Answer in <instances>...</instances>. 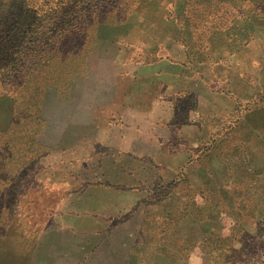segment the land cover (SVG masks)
Returning <instances> with one entry per match:
<instances>
[{"label":"rangeland","instance_id":"obj_1","mask_svg":"<svg viewBox=\"0 0 264 264\" xmlns=\"http://www.w3.org/2000/svg\"><path fill=\"white\" fill-rule=\"evenodd\" d=\"M82 43L61 130L11 128L0 83V264H264V0H128Z\"/></svg>","mask_w":264,"mask_h":264},{"label":"trees","instance_id":"obj_2","mask_svg":"<svg viewBox=\"0 0 264 264\" xmlns=\"http://www.w3.org/2000/svg\"><path fill=\"white\" fill-rule=\"evenodd\" d=\"M124 1L128 0H0V83L14 100L11 128L23 115L27 137L35 111L41 138L49 125L58 131L61 119L55 122L48 116L53 108L49 105L50 82L60 74L56 65L65 61V54L82 47L83 37L89 35L97 18L118 10ZM7 137L8 133L0 132V163L12 161L14 155V138ZM43 144L40 141L42 151ZM8 182L7 193L0 194V229L6 223L2 208L12 209L19 186L17 180L9 178Z\"/></svg>","mask_w":264,"mask_h":264},{"label":"crops","instance_id":"obj_3","mask_svg":"<svg viewBox=\"0 0 264 264\" xmlns=\"http://www.w3.org/2000/svg\"><path fill=\"white\" fill-rule=\"evenodd\" d=\"M163 104H165L164 103V101H163ZM165 106V105H164ZM158 108H159V110H158ZM161 108H163V107H157L156 109L157 110H155L152 114L153 115H155L156 113H157V111H162L161 110ZM168 113V112H167ZM164 114V112H162L161 113V115H157L158 117H162V115ZM168 115H169V113H168ZM172 115V114H171ZM156 116V118H157V120L155 121L156 122V124H157V122H159V119H158V117ZM149 129H146V131H147V134H148V131H150V132H153V128H150V127H148ZM140 134L138 135L139 136V138L137 139L138 141V143H136V144H143V145H148L149 147H151V148H156V142H157V140L155 139V140H149V139H147V136H143V131H142V128H140ZM129 137H131V136H129ZM129 144L131 145V139H129ZM136 146V145H135ZM127 148H129L130 150L132 149L131 147H127ZM134 149H136V148H134Z\"/></svg>","mask_w":264,"mask_h":264}]
</instances>
